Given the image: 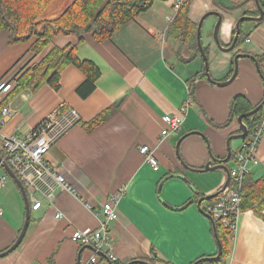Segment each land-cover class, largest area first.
<instances>
[{"label":"crops","instance_id":"1","mask_svg":"<svg viewBox=\"0 0 264 264\" xmlns=\"http://www.w3.org/2000/svg\"><path fill=\"white\" fill-rule=\"evenodd\" d=\"M73 1L53 0L39 20L56 19ZM258 3L262 20L245 22L247 39L233 51L221 50L213 42L214 15L202 24L201 43L207 49L209 74L215 82L229 80L235 55L255 59L241 57L236 77L221 86L206 80L201 56L179 42L170 27L172 22H165L168 16L176 17L172 0L155 1L109 40L96 42L85 36L78 43L72 36H59L35 55L29 52L34 39L10 45L7 33H0V81L13 80L51 48L67 45H75L76 57L92 63L100 72L94 89L85 97L80 88L86 78L70 65L61 72L58 91L47 85L36 91L26 89L6 105L13 113L2 127L5 135L34 132L60 106L74 109L79 123L50 147L47 156L76 196L61 192L52 204L45 202L37 211L30 209L20 245L0 258V264L85 262L92 249L72 243L71 234L74 230L96 229L103 204L120 189H124V195L117 205L116 221L110 224L116 264H191L216 255L212 224L202 211L208 201L200 208L197 202L217 193L226 175L220 170H200L210 154L225 158L228 138L241 133L237 120H229L231 100L242 95L256 106L264 99V0ZM209 12L222 18L218 40L223 49L231 44L238 19L259 16L255 0H191L188 20L197 25ZM187 101L180 130L160 140L163 117L178 114ZM106 109H110V115L100 127L84 129L81 123ZM241 141L230 140L233 156ZM141 146L155 148L157 171H152L139 153ZM258 157L260 163L252 167L247 180L264 175V136ZM0 204L4 210L0 218L2 253L15 242L25 219L21 194L10 180L0 193ZM86 205L92 209H86ZM57 212L62 214L61 219L55 218ZM228 247V257L218 264H264V215L241 211ZM99 258L97 264H111Z\"/></svg>","mask_w":264,"mask_h":264},{"label":"trees","instance_id":"2","mask_svg":"<svg viewBox=\"0 0 264 264\" xmlns=\"http://www.w3.org/2000/svg\"><path fill=\"white\" fill-rule=\"evenodd\" d=\"M53 0H0V33H7L10 45L25 43L34 39L29 52L33 55L40 53L51 40L59 36H72L78 43L83 42L85 36H90L96 42L109 40L123 25L133 21L140 14L147 12L155 1L167 0H74L70 6L56 19L39 20L41 13ZM191 0H185L182 8L171 23L176 39L200 55L196 45V26L188 20V9ZM245 23L240 25V32L235 49L247 39L243 31ZM235 34V32H234ZM207 55V49L203 48ZM76 46L67 45L63 48L53 47L36 64L28 67L24 72L13 78V88L0 101V110L23 90L36 91L47 85L54 91L60 87V75L67 66H74L86 78L81 86L82 96L94 89V82L100 72L96 66L88 61H80L76 55ZM260 109L254 115L244 118L243 123L250 130L263 117L264 99L256 106H251L242 95L235 96L229 106V120ZM257 114V115H256ZM110 109H106L87 123H81L87 131L100 127L109 117ZM79 123V122H78ZM2 158V154L0 153ZM233 154H231L230 160ZM230 162V161H229ZM8 176V175H7ZM9 180L10 177L8 176ZM13 182V181H12ZM220 191V190H219ZM218 191V192H219ZM264 175L258 180L245 179L241 191L240 208L242 211L253 210L263 217L264 212ZM216 200H208V205ZM207 206V205H206ZM205 207H202L204 211ZM215 228L217 240L221 248L219 260L214 262H198L191 264H218L229 255L228 239L231 232L217 222L211 220ZM212 234L214 236L213 228ZM215 242L216 239L214 238Z\"/></svg>","mask_w":264,"mask_h":264},{"label":"built area","instance_id":"3","mask_svg":"<svg viewBox=\"0 0 264 264\" xmlns=\"http://www.w3.org/2000/svg\"><path fill=\"white\" fill-rule=\"evenodd\" d=\"M185 0H172L171 8L174 15L180 11ZM172 16L165 18L166 23L173 21ZM14 82L10 80L0 81V101L13 88ZM189 101L179 109L178 114L163 117L164 128L160 132V140L171 134H176L184 121ZM261 121L247 129L246 137L241 141L237 153L232 160L234 167L229 170V182L222 186L216 200L205 206V213L213 222H217L227 228L233 235L236 228L238 215L241 213V191L243 183L252 167L260 163L258 146L264 136V107ZM13 113L9 106L0 110V153L2 161L6 163L12 172L22 183L30 209L37 211L46 202L52 204L58 193L64 192L76 196L75 190L62 175L55 165L48 161V152L52 145L73 125L78 123V114L74 109L64 110L60 106L50 114L35 129L34 132L20 136L18 134L5 135L2 127L7 118ZM139 153L152 171L159 169L158 162L154 157L155 148L141 146ZM9 183V178L0 163V193ZM124 195V189L109 196L103 204L98 218L96 229L74 230L70 240L72 243L92 249V255L81 264H97L99 257H103L111 264H116L117 256L114 252V243L110 234V224L116 221L117 205ZM264 199V196H263ZM91 210L90 205L85 206ZM264 215V212H262ZM4 215L0 204V218ZM99 216L98 214L96 217ZM56 219H61L62 214L57 212Z\"/></svg>","mask_w":264,"mask_h":264},{"label":"water","instance_id":"4","mask_svg":"<svg viewBox=\"0 0 264 264\" xmlns=\"http://www.w3.org/2000/svg\"><path fill=\"white\" fill-rule=\"evenodd\" d=\"M255 3H256V6L258 8V11H259V16L258 17L243 16L240 19H238L236 24H235V27H234L235 34L233 35L232 42L229 45V47L224 48V49L222 48V46H221V44H220V42L218 40V32H219V29H220V26H221V23H222L221 16L219 14L215 13V12H209V13L205 14L199 20V22L197 24V28H196V45H197V49H198L199 54H200V56H201V58L203 60V63H204V74H205V78H206V80L208 82L215 83L216 85H219V86L224 85V84H226L228 82H231L236 77V74H237L238 60L241 57H249V56L243 55V54L235 55V57L233 59V65H234L233 73H232L231 77L229 78V80H227L226 82H223V83L215 82L210 77L208 57L205 54V51L203 49V45L201 43V27H202V24H203L205 18L208 17V16H213V15L217 18V21H216V23H215V25L213 27L212 40H213V42L215 43V45L219 49L230 52V51H233L235 49V44H236V41H237V38H238V35H239V32H240V25L242 23H245V22H259L260 20H262V18H263L262 8L260 7V5L258 3V0H255ZM249 58L251 60H253V61L255 60L253 57H249ZM259 109H260V106L256 107L254 110H252V111H250L248 113H245V114L239 116L236 119L237 123L239 125V129H240L241 133L239 135L232 136V137L228 138V141L226 143V149H227L226 157L223 158V159H218V158L214 157L212 154H210V160L206 163V165L200 171L220 170V171L224 172L225 175H226V181H225L224 186H226L228 184V182H229V168L227 166V163L229 162L230 157H231V151H230V148H229V142H230L231 139H241V140H243L246 137V135H247V127L244 125L243 119L254 115L255 113L258 112ZM197 134H199V133H197ZM0 163L2 164V168H3L4 172L10 177V179L13 181V183L18 188V190H19V192L21 194L22 201H23V204H24V209H25V219H24V223H23V226L21 228V231H20L17 239L15 240V242L7 250H5L2 253H0V258H2L4 256L10 254L11 252H13L20 245V243H21V241H22V239H23V237H24V235L26 233V230L28 228V224H29V220H30V206H29V202H28V199H27V196H26V193H25V190H24V187H23L22 183L19 181V179L16 177V175L12 172V170L9 168V166L2 161L1 157H0ZM213 163H216V165L211 166ZM218 193L219 192L200 199L197 202V207L200 208V205H201L202 202H205V201H208V200H210L212 198L217 197ZM207 217L211 221V218L208 215H207ZM212 228H213V232H214V238L216 239L217 253H216L215 256L202 258L198 262H214V261L219 260V258L221 256V248H220L219 242L217 240V234H216V231H215V228L213 227V225H212ZM77 264H80L79 263V259L77 261ZM128 264H148V263L144 262V261H132V262H130Z\"/></svg>","mask_w":264,"mask_h":264},{"label":"rangeland","instance_id":"5","mask_svg":"<svg viewBox=\"0 0 264 264\" xmlns=\"http://www.w3.org/2000/svg\"><path fill=\"white\" fill-rule=\"evenodd\" d=\"M228 166L231 168H233L234 167V163H233V161H230L229 163H228Z\"/></svg>","mask_w":264,"mask_h":264},{"label":"bare ground","instance_id":"6","mask_svg":"<svg viewBox=\"0 0 264 264\" xmlns=\"http://www.w3.org/2000/svg\"><path fill=\"white\" fill-rule=\"evenodd\" d=\"M257 115V114H256ZM252 173V172H251Z\"/></svg>","mask_w":264,"mask_h":264}]
</instances>
